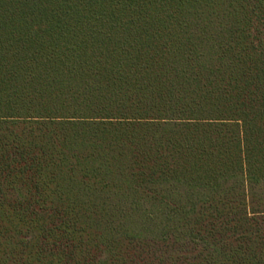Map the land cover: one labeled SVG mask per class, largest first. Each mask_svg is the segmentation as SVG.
Returning <instances> with one entry per match:
<instances>
[{
    "label": "trees",
    "instance_id": "16d2710c",
    "mask_svg": "<svg viewBox=\"0 0 264 264\" xmlns=\"http://www.w3.org/2000/svg\"><path fill=\"white\" fill-rule=\"evenodd\" d=\"M0 264H264V0H0Z\"/></svg>",
    "mask_w": 264,
    "mask_h": 264
}]
</instances>
